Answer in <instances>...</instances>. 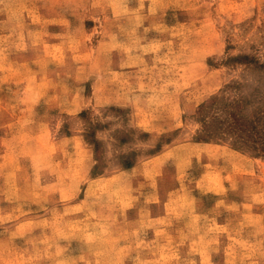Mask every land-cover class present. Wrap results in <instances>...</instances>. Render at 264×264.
<instances>
[{
    "label": "rangeland",
    "instance_id": "1",
    "mask_svg": "<svg viewBox=\"0 0 264 264\" xmlns=\"http://www.w3.org/2000/svg\"><path fill=\"white\" fill-rule=\"evenodd\" d=\"M215 96L264 115V0H0V264H264Z\"/></svg>",
    "mask_w": 264,
    "mask_h": 264
},
{
    "label": "trees",
    "instance_id": "2",
    "mask_svg": "<svg viewBox=\"0 0 264 264\" xmlns=\"http://www.w3.org/2000/svg\"><path fill=\"white\" fill-rule=\"evenodd\" d=\"M247 102L244 100H235L234 102H225L220 97L215 96L211 98L207 105L203 108L202 119L204 122V129L210 136H205L203 140L211 139L214 130H217V117L214 115L215 108H223L224 110L231 109L230 117L233 119L232 126L240 133L241 139L247 141L248 136L253 141H258L263 134L264 130V115L262 113H255L252 115L246 114ZM258 145V144H257ZM256 145L255 148H258Z\"/></svg>",
    "mask_w": 264,
    "mask_h": 264
}]
</instances>
